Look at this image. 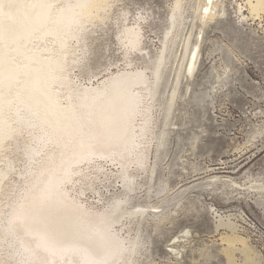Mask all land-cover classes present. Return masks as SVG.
Returning a JSON list of instances; mask_svg holds the SVG:
<instances>
[{
    "label": "bare ground",
    "instance_id": "1",
    "mask_svg": "<svg viewBox=\"0 0 264 264\" xmlns=\"http://www.w3.org/2000/svg\"><path fill=\"white\" fill-rule=\"evenodd\" d=\"M116 1L0 0V264H139L143 258V242L137 233L135 239L128 236L124 222L140 223L144 216L139 202V213L134 212V205L143 175L150 173L152 179L155 173L149 168V157L158 154L167 139L182 78L186 73L194 76L200 51L196 47L190 54V40L186 41L161 139L156 112L162 109L158 110L156 99L165 51L152 69L123 70L99 85L91 80L84 83L74 73L85 62L87 41L97 34L96 26L111 21ZM207 1L205 12L212 16L210 11L217 5L215 0ZM247 1L252 15L264 12L263 0ZM129 19H123L119 34L123 54L145 57L148 47L142 24ZM15 151H22L26 160L24 170L17 173L21 187L8 186L15 170L11 158ZM100 161L118 168L115 180L128 193L96 211L97 207H87L79 195L70 192L72 188L78 191V181L88 173L102 171L97 165ZM222 181L264 197V183L259 180L249 178L243 189L229 177L209 178L211 183ZM95 187L91 185L99 192ZM147 210H153L146 216L151 222L167 219L162 207ZM227 218L218 217L217 228L232 233L223 237L228 264H236L235 253L244 257L245 264H263L247 238L237 234L239 226ZM188 234L175 236L169 246L181 260L176 244L183 243Z\"/></svg>",
    "mask_w": 264,
    "mask_h": 264
},
{
    "label": "rangeland",
    "instance_id": "2",
    "mask_svg": "<svg viewBox=\"0 0 264 264\" xmlns=\"http://www.w3.org/2000/svg\"><path fill=\"white\" fill-rule=\"evenodd\" d=\"M176 2L117 0L111 21L96 26L97 34L87 41L84 69L81 66L74 72L80 81L99 85L123 70L152 69L157 56L165 51L156 99L158 110L162 109V113L156 112L161 122L156 132L162 139L166 106L186 41L190 40V54L196 47L200 51L194 76L186 73L182 78L167 139L159 153L149 157V168L155 173L152 179L150 173L141 175V196L131 193L133 198L138 196L134 206L139 202L144 211L141 224L129 219L124 222L125 231L143 242L139 264H228V244L223 237L232 233L217 228L222 215L239 226L237 234L247 238L253 253L259 254L258 261L264 264V251L251 237L248 223L241 225L238 221V215L243 220L245 215L264 231V197L229 187L223 181L209 182L210 177L218 175L231 178L243 189L248 187L249 178L264 183V12L252 15L247 0H215L217 6L209 16L205 12L207 0ZM126 17L142 24L143 41L148 47L145 57L123 54L119 34ZM20 152L11 155L15 170L8 186H22L17 173L24 170L26 160ZM97 165L102 171L88 173L78 181V191L72 188L70 192L74 197L79 195L87 207H97L96 211L128 193L115 180L117 167L103 161ZM94 183L99 192L91 188ZM152 207H162L167 219L161 223L149 221L146 216L153 210L146 208ZM138 208L135 213L140 212ZM187 231L184 242L176 244L181 248V260L169 246L175 236H184ZM234 258L236 264H245L241 254L235 253Z\"/></svg>",
    "mask_w": 264,
    "mask_h": 264
},
{
    "label": "built area",
    "instance_id": "3",
    "mask_svg": "<svg viewBox=\"0 0 264 264\" xmlns=\"http://www.w3.org/2000/svg\"><path fill=\"white\" fill-rule=\"evenodd\" d=\"M245 219L241 221V224L248 223V228L252 238H255V241L260 245L261 250L264 251V231L250 218L244 215Z\"/></svg>",
    "mask_w": 264,
    "mask_h": 264
}]
</instances>
